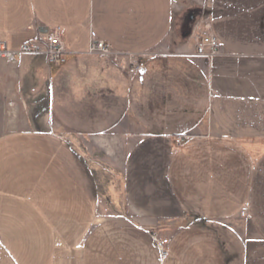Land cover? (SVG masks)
Instances as JSON below:
<instances>
[{
  "label": "crops",
  "instance_id": "1",
  "mask_svg": "<svg viewBox=\"0 0 264 264\" xmlns=\"http://www.w3.org/2000/svg\"><path fill=\"white\" fill-rule=\"evenodd\" d=\"M202 3L0 0L7 50L48 33L64 46L58 64L14 62L39 117L0 137V264H264V0ZM200 15L214 56L190 40ZM92 33L138 71L90 53ZM119 141L132 143L120 188L136 218L106 197Z\"/></svg>",
  "mask_w": 264,
  "mask_h": 264
},
{
  "label": "rangeland",
  "instance_id": "2",
  "mask_svg": "<svg viewBox=\"0 0 264 264\" xmlns=\"http://www.w3.org/2000/svg\"><path fill=\"white\" fill-rule=\"evenodd\" d=\"M192 3L194 6L193 8L201 9L193 1ZM188 7L190 9H186L187 11L184 14V18L187 14L190 15L196 11L193 10L192 7ZM26 57L28 56H25V58ZM18 58L20 57H16V59ZM29 59L28 57L27 60ZM22 76L23 78L19 76L15 70V63L0 58V137L14 132H27L31 124L37 122V118L39 117L38 112H33L32 108L34 107V102L25 104L21 100V94H24L23 91L28 87L27 77L24 75ZM10 85L12 87L11 91H9ZM13 108H15L14 117L11 115ZM11 118L12 120H10ZM131 144L130 142L119 141L107 146V150L110 148L113 153V156L106 158L107 165L114 174H112L111 178L106 177L107 195H105L111 200L113 216L136 218L130 206L125 202L120 188L122 163L124 155ZM100 177L98 176L99 182L103 181ZM99 186H101V184ZM100 191L104 194L105 189L100 187Z\"/></svg>",
  "mask_w": 264,
  "mask_h": 264
},
{
  "label": "built area",
  "instance_id": "3",
  "mask_svg": "<svg viewBox=\"0 0 264 264\" xmlns=\"http://www.w3.org/2000/svg\"><path fill=\"white\" fill-rule=\"evenodd\" d=\"M198 7L202 8V0H192ZM93 45L90 47L89 52L98 54L105 59H109L112 63L116 64L121 70L125 71L128 76L134 75L139 69V62L131 57L125 59L120 55H113L110 53L109 48L102 42L97 41L95 35L92 33ZM190 40L194 43L195 52L198 55L208 54L214 56L219 52V44L211 34L210 22L206 16H198L193 23ZM43 53L48 63L58 64L62 60L64 53V46L56 33H48L38 43L29 42L23 44L16 51H9L6 49L5 44L0 41V58L9 62H15L16 57L25 54ZM186 136L177 137L175 144L179 145ZM151 240L159 254L160 260H163L167 255L166 246L168 239L161 237L156 232H151Z\"/></svg>",
  "mask_w": 264,
  "mask_h": 264
}]
</instances>
